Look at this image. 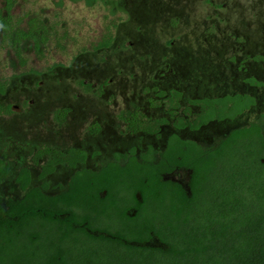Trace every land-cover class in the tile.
Returning <instances> with one entry per match:
<instances>
[{"label":"rangeland","instance_id":"rangeland-1","mask_svg":"<svg viewBox=\"0 0 264 264\" xmlns=\"http://www.w3.org/2000/svg\"><path fill=\"white\" fill-rule=\"evenodd\" d=\"M13 14L57 23L69 38L63 52L47 46L42 60L24 43L25 67L0 51V82H7L0 160L9 166L2 204L22 196L14 184L20 168L30 170L32 187L39 185L46 159L35 154L43 148L87 154L83 165L57 166L46 178V193L54 195L75 171L98 170L131 149L161 150L172 133L208 147L237 128L264 129V0H20ZM111 22V46L93 51ZM248 78L263 86L250 88ZM172 91L180 94L177 111L167 100ZM247 91L255 106L243 115L175 130L171 114H183L189 101ZM136 114L151 133L128 132L124 120ZM188 176L178 171L166 179L186 187Z\"/></svg>","mask_w":264,"mask_h":264},{"label":"trees","instance_id":"trees-1","mask_svg":"<svg viewBox=\"0 0 264 264\" xmlns=\"http://www.w3.org/2000/svg\"><path fill=\"white\" fill-rule=\"evenodd\" d=\"M19 1L0 0V51L9 50L20 67L26 66V42L39 60L49 45L65 51L69 36L57 23L13 14ZM115 27L105 26L93 51L111 46ZM6 87L0 82V95ZM231 100L192 101L204 114L188 127L234 118L241 106L225 116L215 110ZM171 116L176 130L188 128L183 117ZM124 121L130 134L152 132L137 114ZM43 158L39 185L32 187L30 170L20 168L14 184L22 196L0 202V264H264V129L259 124L234 129L208 148L171 134L162 151L116 153L98 170L75 171L54 195L46 193V178L57 166L83 165L87 154L43 148L35 159ZM8 169L0 160V183ZM176 170L189 172L186 187L165 178Z\"/></svg>","mask_w":264,"mask_h":264},{"label":"flooded vegetation","instance_id":"flooded-vegetation-1","mask_svg":"<svg viewBox=\"0 0 264 264\" xmlns=\"http://www.w3.org/2000/svg\"><path fill=\"white\" fill-rule=\"evenodd\" d=\"M252 80H254V79L253 78H248L247 80H245V83L248 84V86H250V88H254L255 87V85L251 82ZM177 94H179V93L176 92V91H172V92L169 93V96H168V99H167L173 106H175V105L177 106V107H175L176 108V111H177V108L179 107V100H180V96H177ZM227 96H229L233 100H231L230 103L228 101H225V103L227 104V107L226 108H223L222 107V102L220 104H218V105H215V110H216V113H217L218 116H225V115H228L229 113L232 114V113H234V112H236L238 110L235 106H241L242 111H241L240 114H238V115L235 116V117H237V116L243 115L244 113L250 111L255 106V98H254V96H253L252 93H249V91H247L246 93H244V92H233V93H229V94H226L225 93V94H219V95H216V96H213V97H205V98L195 99V100H202V99H210V100H212V99H225V97H227ZM237 96H241V97L246 96L247 99L246 100H244V99H240L239 100L238 99V101H239L238 102V101L235 100V97H237ZM195 100L189 101L188 105H186L185 107H183L181 109L182 112H183V114H177L176 113L177 116L183 117V120L187 122V127L189 126V124H192L195 121L196 116L203 115L204 114V111H203V109L201 108V106L199 104H192L191 103L192 101H195ZM227 120H231V119L230 118H224V119H219V120H212V121H209L208 123L213 122V121L221 122V121H227ZM208 123H206V124H208ZM202 126H200V127H202ZM184 129H188L190 131H193V129H190L189 127L188 128H184ZM178 130H181V129H178ZM194 130H197V129H194ZM228 133L226 135H228ZM172 134H176V133H172ZM226 135L224 137H226ZM179 138H181V137H179ZM181 139L182 140L192 141V142L196 143L197 145L203 147L197 141H194V140H191V139H183V138H181ZM165 145H166V141H165ZM165 145H164L163 149L165 148ZM215 145L216 144H214L213 146H215ZM208 147H212V146H208ZM208 147H203V148H208ZM163 149L156 150V151L157 152L158 151H162ZM178 171H186V170H176L174 172H178ZM186 172H188V171H186ZM173 173H171V174H173ZM168 176L169 175H167L166 177H168Z\"/></svg>","mask_w":264,"mask_h":264},{"label":"water","instance_id":"water-1","mask_svg":"<svg viewBox=\"0 0 264 264\" xmlns=\"http://www.w3.org/2000/svg\"><path fill=\"white\" fill-rule=\"evenodd\" d=\"M17 111V109H15Z\"/></svg>","mask_w":264,"mask_h":264}]
</instances>
